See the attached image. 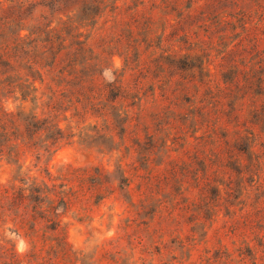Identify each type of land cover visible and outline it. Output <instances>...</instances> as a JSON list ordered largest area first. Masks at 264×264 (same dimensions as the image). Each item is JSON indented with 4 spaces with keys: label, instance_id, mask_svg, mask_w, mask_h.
<instances>
[{
    "label": "rangeland",
    "instance_id": "obj_1",
    "mask_svg": "<svg viewBox=\"0 0 264 264\" xmlns=\"http://www.w3.org/2000/svg\"><path fill=\"white\" fill-rule=\"evenodd\" d=\"M257 4L0 0V22L28 40L68 24L94 50L66 97L37 81L26 98H4L5 110L48 117L47 133L58 123L63 135L39 159L0 160V184L47 180L67 165L99 175L74 186L59 227L67 257L47 246L34 255L0 215V264L26 254L31 264H264Z\"/></svg>",
    "mask_w": 264,
    "mask_h": 264
},
{
    "label": "trees",
    "instance_id": "obj_2",
    "mask_svg": "<svg viewBox=\"0 0 264 264\" xmlns=\"http://www.w3.org/2000/svg\"><path fill=\"white\" fill-rule=\"evenodd\" d=\"M257 7L261 13L257 21L263 25L264 7L262 4ZM8 23L0 22V160L17 164L30 155L39 159L61 140L63 132L57 123L55 132L48 134V117L41 119L37 115L5 110L4 98L17 91L26 98L28 91H37V81L50 84L46 88H51L60 98L66 97L65 93L71 94L68 83L87 69L86 64L91 60L88 55L94 50L80 39L79 27L75 28L76 32L68 24L56 30L50 28L43 40L33 37L35 32H31L28 40ZM56 78L61 81L57 83ZM63 79L68 80L61 87ZM50 99H53L50 110L56 111L57 100L54 95ZM43 136L45 142L39 145L37 140ZM48 175L47 180L37 176L18 178L10 187L0 184V215L12 223V232L26 240L34 255H40L47 246L67 257V241L59 227L72 206L74 186L85 181L94 183L99 175L70 165L56 177L49 172ZM25 257L29 259H23L22 264H31L32 254Z\"/></svg>",
    "mask_w": 264,
    "mask_h": 264
}]
</instances>
